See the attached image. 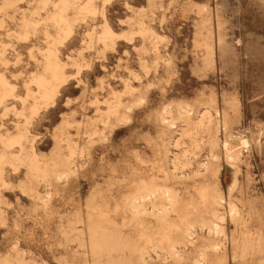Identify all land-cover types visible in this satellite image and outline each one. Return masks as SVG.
I'll list each match as a JSON object with an SVG mask.
<instances>
[{"label": "rangeland", "instance_id": "obj_1", "mask_svg": "<svg viewBox=\"0 0 264 264\" xmlns=\"http://www.w3.org/2000/svg\"><path fill=\"white\" fill-rule=\"evenodd\" d=\"M0 1V76L13 90L0 105V136H27L23 150L0 143V152L32 156L50 173L36 178L26 165L0 170V264H96L85 259L71 232L84 231L98 206L110 212L122 238L144 245V230L116 212L134 177L179 187L175 155L189 150L193 171L211 155L210 145L195 149L190 138L175 146L182 124L170 129L161 119L165 112L177 118L180 106L191 110L193 122L205 111L212 116L211 131L198 133L216 141L218 172L206 184L227 200V235L254 245L264 238V0H64L72 2L67 37L53 21L63 0ZM106 29L112 39L104 40ZM50 50L66 82L50 106L33 114L40 94L32 81L44 74ZM113 106L117 116L100 122ZM242 139L249 142L244 150ZM227 151L240 152V160H228ZM54 170L70 173L57 179ZM198 183L185 185L197 205L204 186ZM156 230L153 220L149 231ZM226 264H264V244L244 259H234L230 245Z\"/></svg>", "mask_w": 264, "mask_h": 264}, {"label": "bare ground", "instance_id": "obj_2", "mask_svg": "<svg viewBox=\"0 0 264 264\" xmlns=\"http://www.w3.org/2000/svg\"><path fill=\"white\" fill-rule=\"evenodd\" d=\"M60 5L59 12L55 15L53 21L59 28L63 29L65 37H67L71 33V28L67 20L68 18L66 17V12L72 5V2L63 0ZM147 32L146 30L143 31L144 34ZM103 38L104 40L112 39L113 33L109 29H106ZM50 39H52V37ZM205 47L207 49V57L212 58V48L209 45ZM252 48L254 49V47ZM259 50L261 51V49ZM47 53L44 74L35 77L32 81L40 94V102L33 107V114H37L42 107L45 108L50 106L54 102L60 86L66 82L56 50H50ZM0 86L2 88L0 93L1 105L8 97L13 95V90L2 76H0ZM118 108L117 106L111 107L106 113V118L100 120V122L109 124L110 119L113 116H117ZM177 112V118L170 117L168 113L165 112L166 116H162L161 119L162 123L170 129L178 127L177 121L182 124L183 130L181 133V140H177L175 146L180 147L184 145V138H190L191 145L195 149H199L202 145L208 144L211 146L209 160L203 163L196 171H193L191 170V162L188 157L189 150L183 149L181 155H175L172 161V173L173 176L177 178L179 187L173 188L166 184H159L155 179L149 180L143 175L138 177L135 176L133 179V191L130 196L124 200L122 209L117 207L116 212L123 210L125 215L124 219H128V222L124 221V223L126 222L129 226L144 230L141 236L145 242L144 245L140 246L137 243H131L128 239L122 238L117 233V230L114 229L115 223L110 216V212H108L104 206H98L95 218H89V223L84 231L73 228L71 232L75 241L78 242V247L83 250L82 254L85 259L91 257L95 260L96 258V264H152V262L157 261H159L160 264H185L189 256H193V264H226L230 254V245L232 246L234 259H244L251 252H260L263 249L264 238L262 236L259 237L257 244L254 245V241L251 239H244L239 243L237 238L233 235L231 237L227 235L226 228L223 224L225 222L224 211L226 209L227 200L217 187L211 188L210 185L206 184L208 182V177L210 175L216 176L218 172L217 165L214 163L218 162V156L212 153L216 143L215 138L206 139V137H201L198 133L200 130H204L207 133L211 131L213 122L210 112L205 111L196 122H193L191 110L188 107L180 106ZM102 117L103 116H100L101 119ZM66 126H69V124ZM70 127L71 126L68 128ZM86 134L88 136V141L92 142L93 136L96 134L95 126L88 128ZM26 139L27 136L25 134L19 133L13 137L9 136L3 138L0 136V143L6 150H12L15 147L23 150V143ZM240 146L241 150H244L249 147V142L242 139L240 141ZM226 158L231 162L240 160V152L227 151ZM5 164H9L13 167L26 165L29 167L32 176L36 178H46L50 175L47 170L40 168L34 157L28 155L14 156L7 153V151L0 152V170H2ZM188 169L190 172L186 174L185 171ZM69 173L70 170L61 173L56 170L52 172L57 179L67 177ZM189 180L195 181L193 187L201 185V183L198 182H203L204 184L203 189L200 191L201 202L198 205L187 196L188 192L186 191L187 187H185V185ZM228 206L231 216H237L238 212L235 206L232 205L231 202L228 203ZM200 207H202L201 211L199 210ZM153 220L156 223V232L149 231V225L153 224ZM256 246L257 248H255ZM2 264L12 263L10 261H4ZM17 264L25 263L19 262Z\"/></svg>", "mask_w": 264, "mask_h": 264}]
</instances>
